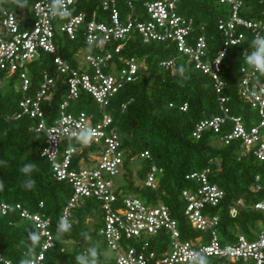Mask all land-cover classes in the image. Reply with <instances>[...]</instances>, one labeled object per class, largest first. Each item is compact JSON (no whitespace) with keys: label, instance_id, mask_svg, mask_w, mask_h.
<instances>
[{"label":"built area","instance_id":"2783aa9c","mask_svg":"<svg viewBox=\"0 0 264 264\" xmlns=\"http://www.w3.org/2000/svg\"><path fill=\"white\" fill-rule=\"evenodd\" d=\"M96 1L95 8L87 12L79 8L80 0H72L66 4L70 14L63 17L52 15L49 10L52 0H35L28 10L19 13L0 6V70L5 73V78L15 76L20 81L17 88L21 93L19 112L15 117L27 116L34 120L35 132L43 135L40 155L48 161L53 178L69 183L72 189L59 215L56 230L61 218L72 223V210L91 197L100 202L98 233L105 246L113 251L111 264H195L202 257L264 264V225L254 238L238 233L229 242L220 240L219 216L207 213L206 207L217 206L225 191L211 182L209 168L186 174L185 177L197 185L181 192L189 224L205 232V239L202 235L194 239L183 238L177 220L161 201L152 203L122 193L126 153L109 111L115 95L126 83L134 81L139 69L144 67V61L136 56L118 55L135 31L143 42L172 45L177 56H185L195 68L212 78L219 94L220 113L197 121L192 136L198 139L205 130L219 133L223 124L229 122L230 129L222 133L219 140L224 144L238 141L241 153L251 152L255 158L263 160L264 78L248 68L244 57L252 51L249 47L251 40L257 34L264 36V0H256L261 8L258 16L252 18L241 14L247 8L246 0H213L228 7L225 16L217 18L222 44L213 56L208 55L204 25H196L197 29L193 31L195 19L179 12V0H122V6L119 0ZM61 37L67 41L79 38L85 44L74 52L76 65L59 53L63 47L59 41ZM239 45L243 46V61L238 66L237 92L256 111L257 123L249 121L247 124L241 115L230 114L225 104L229 96L221 94L226 85L222 78L223 60L231 46ZM83 48L88 51L80 55ZM46 54L52 55L57 76L49 75L44 69L37 88L30 94L29 64ZM177 56L163 59L160 66L173 70ZM60 75L66 77L65 98L59 103L55 115L45 114L42 103L51 95ZM81 92L87 93L98 105V111L71 108V103ZM129 102H122L121 109ZM179 108L186 111L187 104ZM84 128L95 133L88 146H83L72 135ZM68 140L78 145H69ZM150 158L147 150L136 155V159ZM141 185L152 189L157 187L158 169L154 164L146 171ZM259 188V184L251 186L252 191ZM239 205H242L241 199L229 205L231 216L236 214ZM38 206L42 208L43 203ZM253 208L264 214V199L253 203ZM9 209L18 210L22 218L31 221L38 229L42 243L37 254L43 256L38 264H46L45 251L54 245L50 217L40 211L32 213L20 203L0 202V214ZM155 238L160 243L165 239L167 245L162 250L152 248L151 242ZM0 261L13 264L1 255Z\"/></svg>","mask_w":264,"mask_h":264},{"label":"trees","instance_id":"16d2710c","mask_svg":"<svg viewBox=\"0 0 264 264\" xmlns=\"http://www.w3.org/2000/svg\"><path fill=\"white\" fill-rule=\"evenodd\" d=\"M33 1L35 0H26V5L20 7L14 0H0V6L19 13L28 10ZM79 4V8L88 12L95 8L97 1L80 0ZM119 4L122 6V0H119ZM246 4L247 8L241 14L248 18L257 17L261 5L256 0H246ZM227 8L213 0H179V12L195 19L193 31H196V25H204L210 56L222 44L216 23L220 15L225 16ZM63 47L65 49L60 48L59 53L76 65L73 60L74 52L77 48L85 47V44L78 38L66 41ZM242 49L243 46L240 45L231 46L223 60L222 78L226 85L221 94L229 96L225 104L229 107L230 114L241 115L248 124L254 110L237 92L238 66L243 61ZM119 54L123 57L136 56L144 61V67L139 69L137 78L126 83L109 106L126 153V171L123 174L121 192L152 203L161 201L177 220L183 238L194 239L202 235L205 239V232L196 230L189 224L184 214L185 201L181 192L197 185L195 181L187 179L186 174L209 168L211 182L225 191L224 198L217 206L206 207L207 213L219 216L220 240L223 243L229 242L238 233L249 239L254 238L264 225V214L253 208V203L264 199V159L258 160L251 152L241 153L239 142L235 140L228 144L220 141L219 146L214 145L213 142L230 129L229 122L223 124L219 133L205 130L198 139L192 136L197 121L220 113L219 94L212 78L195 68L185 56H177L172 45L143 42L135 31ZM172 56H177L174 69L162 68L160 61ZM181 68L184 69L183 75L179 72ZM44 69L49 75L57 76L52 55H43L29 64L30 94L37 88ZM4 75L0 70V161H6V165L0 164V179L4 181V188L0 190V202L20 203L32 213L40 211L49 216L54 245L45 251V263L76 264L75 257L89 246H95L98 250L105 246L98 233L100 202L91 197L85 198L72 210L70 232L60 239L56 238L58 218L72 189L69 183L53 178L48 161L40 155L43 135L35 132L34 120L27 116L15 117L19 112L21 93L15 90L14 96L11 88L6 92L2 91V85L7 79ZM65 78L64 75L57 77L51 95L42 103L45 114L55 115L59 103L65 98ZM128 100V105L121 109V103ZM92 102L85 92H81L79 98L73 101L77 108H84ZM169 103H173V106H169ZM184 103L187 104L186 111L179 108ZM66 143L70 145L71 140ZM145 150L150 153L151 158L136 159V155ZM136 161L139 162V167L133 172L131 164ZM28 162L36 163L39 169L32 174L36 184L31 189L22 186L24 176L19 172V168ZM152 164L158 169V185L155 189L141 185ZM256 175L259 176L258 180ZM255 184H259L260 188L252 191L251 186ZM238 199L242 200V205L237 206L236 214L231 216L229 205ZM40 202L43 203L42 208L38 206ZM88 217L95 220L92 229L87 225ZM30 231L39 233L31 221L19 215L18 210L9 209L5 214H0V255L13 264H19L27 251L26 242ZM81 233L88 234L91 240H87ZM39 235L40 243L36 252L42 243V236L40 233ZM67 241L72 245L70 249L66 248ZM166 245L165 239L161 243L156 238L151 242V247L157 250H162ZM202 260L205 264H242L211 257H202L195 264ZM0 264L4 262L0 261ZM100 264H111V260L100 255Z\"/></svg>","mask_w":264,"mask_h":264},{"label":"clouds","instance_id":"9594fccd","mask_svg":"<svg viewBox=\"0 0 264 264\" xmlns=\"http://www.w3.org/2000/svg\"><path fill=\"white\" fill-rule=\"evenodd\" d=\"M20 7L26 5V0L21 3V0H14ZM72 0H52L49 10L53 16H66L70 13L66 7L67 3H71ZM249 47L252 51L245 55V63L249 69L264 75V36L257 34L250 42ZM223 55V53H222ZM181 75L184 73V69H179ZM76 136L77 140L83 145L88 146L91 142L94 131L90 128L82 129L78 134L72 133ZM0 164L6 165V161H0ZM39 171L36 163L28 162L24 163L20 168L19 172L24 176L22 180V186L25 189H31L35 186L36 181L32 178V174ZM4 188V181L0 179V190ZM72 228V223L67 218H61L58 223L57 239H60L65 233H69ZM87 240H91V237L86 233H81ZM40 243V235L35 231L28 233L26 242L27 251L23 254L19 260V264H38V260H42L43 256H38L36 248ZM76 264H100V252L95 246H89L85 251L81 252L75 257ZM199 264H205V261H200Z\"/></svg>","mask_w":264,"mask_h":264},{"label":"rangeland","instance_id":"374dc122","mask_svg":"<svg viewBox=\"0 0 264 264\" xmlns=\"http://www.w3.org/2000/svg\"><path fill=\"white\" fill-rule=\"evenodd\" d=\"M59 41L64 46L67 40L64 37H61V38H59ZM62 48L65 49V47H62ZM87 51H88L87 49L83 48V50L81 51L80 55H84V53H87ZM19 85H20L19 79H17V78H8V79H6L4 81V83L2 85V91L6 92V91H8L11 88V90H13L12 93L15 96L16 94H15L14 91L17 90V88H19ZM74 103L73 102L71 103V108L73 110H75V111L84 110V111L90 112V111H98L99 110L98 109V105L96 103H94V102H92L91 104H87V106L84 107V108L83 107L82 108H79V107L77 108V107H75ZM253 114L254 115H253L251 121H253L254 123H257L259 117L257 116L255 110H254ZM213 143H214L215 146H219L221 144L220 140H216ZM70 145H76V143L73 140H71V144ZM131 167H132L133 172H135V168L139 167V162L138 161L133 162L131 164ZM116 179H115V181H117ZM94 222H95V220H94L93 217H88L87 225H88V227L90 229H92ZM66 244H67L66 248L70 249L72 247V245H71V243L69 241H67ZM99 252H100V255L102 257L107 258L108 260H111V258L113 257V251H111L106 246L100 247Z\"/></svg>","mask_w":264,"mask_h":264}]
</instances>
